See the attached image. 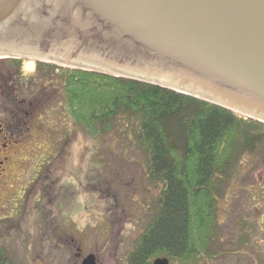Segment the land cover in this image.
<instances>
[{"label":"rangeland","instance_id":"rangeland-1","mask_svg":"<svg viewBox=\"0 0 264 264\" xmlns=\"http://www.w3.org/2000/svg\"><path fill=\"white\" fill-rule=\"evenodd\" d=\"M53 77L43 80L32 62L0 60V122L21 123L6 151L0 252L14 264H82L89 255L127 264L163 185L148 175L135 124L119 120L91 138ZM250 131L221 182L212 255L190 264H264V128Z\"/></svg>","mask_w":264,"mask_h":264},{"label":"water","instance_id":"water-1","mask_svg":"<svg viewBox=\"0 0 264 264\" xmlns=\"http://www.w3.org/2000/svg\"><path fill=\"white\" fill-rule=\"evenodd\" d=\"M1 59L137 81L264 125V0H0Z\"/></svg>","mask_w":264,"mask_h":264},{"label":"trees","instance_id":"trees-1","mask_svg":"<svg viewBox=\"0 0 264 264\" xmlns=\"http://www.w3.org/2000/svg\"><path fill=\"white\" fill-rule=\"evenodd\" d=\"M15 67L21 60H11ZM36 72L59 80L72 119L91 138L108 134L119 120L133 123L146 152L149 177L163 185L151 218L127 264L165 257L182 264L210 257L218 229L221 182L236 151L246 149L255 121L137 81L35 63ZM252 143L248 144L251 148ZM200 259V260H201ZM0 264H14L0 252Z\"/></svg>","mask_w":264,"mask_h":264},{"label":"flooded vegetation","instance_id":"flooded-vegetation-1","mask_svg":"<svg viewBox=\"0 0 264 264\" xmlns=\"http://www.w3.org/2000/svg\"><path fill=\"white\" fill-rule=\"evenodd\" d=\"M20 124V122H16L15 127H13L14 123L12 118H7L5 123L0 122V152H4L0 157V188L1 185L4 186L7 184L8 174L11 170H9V157L6 155V151L12 144L15 133L14 129H17Z\"/></svg>","mask_w":264,"mask_h":264}]
</instances>
